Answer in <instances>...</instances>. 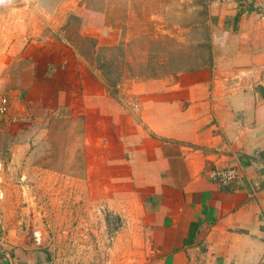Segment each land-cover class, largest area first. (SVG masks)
<instances>
[{
  "label": "crops",
  "instance_id": "0c3cea01",
  "mask_svg": "<svg viewBox=\"0 0 264 264\" xmlns=\"http://www.w3.org/2000/svg\"><path fill=\"white\" fill-rule=\"evenodd\" d=\"M203 1L214 24L211 62L134 84L136 117L65 45L19 48L5 23L0 152L20 128L41 133L64 114L78 118L87 178L137 208L131 228L147 262L264 264V0ZM230 166L240 175L230 188L208 180ZM2 228L0 264H45L44 235Z\"/></svg>",
  "mask_w": 264,
  "mask_h": 264
},
{
  "label": "rangeland",
  "instance_id": "374dc122",
  "mask_svg": "<svg viewBox=\"0 0 264 264\" xmlns=\"http://www.w3.org/2000/svg\"><path fill=\"white\" fill-rule=\"evenodd\" d=\"M5 23L19 32V48L65 45L133 117L134 84L175 78L212 59L214 24L203 0H3L0 30L8 31ZM80 126L64 114L45 132L32 125L3 136L0 239L3 226L25 230L31 222L45 236V264H153L131 228L137 208H125L111 184L87 178Z\"/></svg>",
  "mask_w": 264,
  "mask_h": 264
},
{
  "label": "built area",
  "instance_id": "2783aa9c",
  "mask_svg": "<svg viewBox=\"0 0 264 264\" xmlns=\"http://www.w3.org/2000/svg\"><path fill=\"white\" fill-rule=\"evenodd\" d=\"M7 111L8 101L6 98H2L0 100V124ZM207 178L221 188H230L239 180L240 175L236 166L215 167L208 172Z\"/></svg>",
  "mask_w": 264,
  "mask_h": 264
},
{
  "label": "water",
  "instance_id": "95a60500",
  "mask_svg": "<svg viewBox=\"0 0 264 264\" xmlns=\"http://www.w3.org/2000/svg\"><path fill=\"white\" fill-rule=\"evenodd\" d=\"M33 233H38L39 235H43V233L40 231L38 232L36 226L30 222V223H28V226H27V234L26 235H30Z\"/></svg>",
  "mask_w": 264,
  "mask_h": 264
},
{
  "label": "trees",
  "instance_id": "16d2710c",
  "mask_svg": "<svg viewBox=\"0 0 264 264\" xmlns=\"http://www.w3.org/2000/svg\"><path fill=\"white\" fill-rule=\"evenodd\" d=\"M107 49H111V48H107Z\"/></svg>",
  "mask_w": 264,
  "mask_h": 264
},
{
  "label": "bare ground",
  "instance_id": "6f19581e",
  "mask_svg": "<svg viewBox=\"0 0 264 264\" xmlns=\"http://www.w3.org/2000/svg\"><path fill=\"white\" fill-rule=\"evenodd\" d=\"M37 238V237H36Z\"/></svg>",
  "mask_w": 264,
  "mask_h": 264
}]
</instances>
